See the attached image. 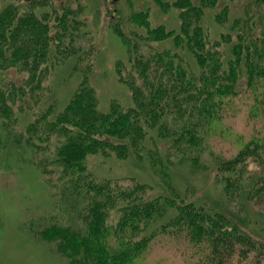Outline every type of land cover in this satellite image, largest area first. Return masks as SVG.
Returning a JSON list of instances; mask_svg holds the SVG:
<instances>
[{
    "label": "trees",
    "instance_id": "obj_1",
    "mask_svg": "<svg viewBox=\"0 0 264 264\" xmlns=\"http://www.w3.org/2000/svg\"><path fill=\"white\" fill-rule=\"evenodd\" d=\"M152 1L179 24H153L149 7L117 12L127 59L115 70L132 103L106 110L86 6L0 1V69L24 74L0 78V150L31 151L57 208L35 235L68 264H264V0H228L216 36L205 21L219 0ZM60 66L76 81L64 106ZM91 154L146 163L157 192L136 175L97 176ZM198 175L220 185L221 204L179 186Z\"/></svg>",
    "mask_w": 264,
    "mask_h": 264
},
{
    "label": "rangeland",
    "instance_id": "obj_2",
    "mask_svg": "<svg viewBox=\"0 0 264 264\" xmlns=\"http://www.w3.org/2000/svg\"><path fill=\"white\" fill-rule=\"evenodd\" d=\"M227 1L219 0L215 7L207 9L205 22L212 36H216V31L221 30L214 20V13ZM80 2L87 8L85 12L89 32L87 37L93 39V44L98 49L93 83L99 95V107L102 110L108 109L112 99H117L123 104H131L130 90L119 80L115 70L117 59H127L126 48L109 22L119 19L117 17L119 10L124 12L149 7L153 24L166 23L177 27L179 18L176 11L172 9L168 13H163L152 0H80ZM71 4L76 5L74 1ZM18 72L14 68L7 71L0 69V78L11 77L20 80L24 74ZM67 73L68 68L60 66L52 77L54 91L61 99L60 106L66 104L76 82L74 78L68 77ZM240 122L241 120L237 118L236 123ZM31 155V151L21 148L0 150V264H68L65 257L55 251L48 242L35 235L33 229L37 225L35 219L57 208L52 203L50 185L40 170L31 166ZM87 163L97 176L136 175L153 186V192H157L154 182L158 177L146 163L141 164L133 156L121 159L114 154L107 156L91 154L87 157ZM178 183L183 189L189 185L190 192L193 189L196 197L205 200L203 202L221 204L220 185L213 182L211 176L207 179H201V175L181 177ZM245 213L249 226L258 229L259 224L248 210L237 216L243 218Z\"/></svg>",
    "mask_w": 264,
    "mask_h": 264
}]
</instances>
